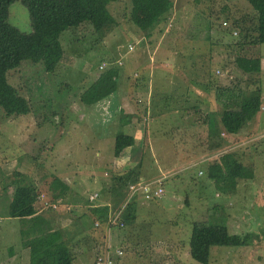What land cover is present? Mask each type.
<instances>
[{"label": "rangeland", "instance_id": "1", "mask_svg": "<svg viewBox=\"0 0 264 264\" xmlns=\"http://www.w3.org/2000/svg\"><path fill=\"white\" fill-rule=\"evenodd\" d=\"M172 1L175 10L167 21H171L174 30L182 35L190 32L195 36L192 40L177 42L178 45H187L191 57L201 56L207 68H217L215 75L220 89L227 86L247 91L260 87V110L240 134L223 132L222 135L209 137L202 118L209 108H213L210 111L211 121L219 122L221 107L214 100L215 89V92H210L211 102L200 96L197 101L184 102L183 109L190 108L192 121L189 124L180 115L173 114L169 118L165 113L155 116L151 111L148 114L153 119L150 117V122L145 124L143 118L147 102L144 99L142 103L140 95L133 93L136 87V90L139 87L143 90L146 86L140 83L149 67L151 54H156V60L163 57V50L160 47L156 49L153 41L164 33L160 35L156 32L151 38L152 43L148 40L146 45L141 32L128 18L130 0L109 2L107 7L114 21L99 33L92 31L88 23L61 33L63 50L53 72L46 71L42 63L25 60L7 74L8 82L28 100L31 110L16 116L7 115L0 107V264L29 262L25 252L28 248L23 246V240L35 234L29 230L34 218H11L7 213L11 196L8 186L10 182L18 181L22 174L29 179L39 177L37 181L41 189L37 212L48 217L54 229L63 231V239L74 255L72 264H95L98 250L103 249L101 236L104 234V222H100L99 226L93 224L94 216L90 212L94 208L86 198L90 193L97 192L98 199L94 205L103 207L110 202L107 190L110 177L123 168V165L120 166L122 162L113 161L112 140L116 133L122 131L118 123L126 115L130 116L127 121L131 122L133 130L141 124L140 150L145 153L141 169L150 177L160 168V176L164 172L166 177L163 180L164 194L160 198L143 203L141 195L134 196L135 220L122 229H112L116 237H112L110 244L122 250L115 264H202L189 254L191 223L198 220L212 222L213 218L221 216L226 217L230 232L250 233V244L213 246L207 264H264V43L243 49L248 56L262 58L258 74H247L236 68L232 64L236 53L232 54L230 48L239 37L238 33L233 34L234 31L243 30L248 35H254L256 14L245 0ZM204 11L215 13L208 18ZM201 13L206 15L197 18V14ZM226 13H233L240 21V29L233 30L231 37L222 31L223 21L227 26L231 22ZM209 19L213 21V26L210 25L206 31ZM194 20L193 28H185ZM8 22L21 32L31 31L28 10L20 1L9 6ZM131 42L135 43L134 49L127 52V44ZM229 50L231 55L227 53ZM208 54L211 58L205 57ZM215 55L220 56V60ZM119 57H122L123 64L119 66L115 63L120 71L117 89L127 90L124 97L131 105L123 106L119 113V110L109 108L114 101L105 104L107 98L92 105L83 104L81 93L102 71L110 69L111 63ZM103 63L106 66L100 69ZM225 65L227 68L223 70ZM159 69V77H163L164 68ZM171 84L178 85L177 81ZM166 120H169L167 127L162 129ZM172 125L175 128L169 127ZM173 142L177 148H173ZM217 142L221 143L220 148L212 150L211 145ZM100 149L103 154L98 156L96 152ZM128 151L129 148H126L123 154ZM192 151H201V154L195 157ZM225 151L235 153L238 160L252 169L254 176L238 181L234 191L228 186L231 190L224 187L225 193H221L205 172L201 175L198 172L205 169V162ZM131 156L135 157L134 167L139 165V153ZM147 163L148 169L145 168ZM27 171L28 174L23 173ZM49 174H56L67 183L69 190L66 198L70 201L57 199V202H49L46 199L43 176ZM3 186L7 193H2ZM108 210L107 217L111 214L109 212H113L109 206ZM85 214L86 217L83 216ZM10 248L22 254L19 260L17 258L18 262L13 260L15 254L10 256Z\"/></svg>", "mask_w": 264, "mask_h": 264}, {"label": "trees", "instance_id": "2", "mask_svg": "<svg viewBox=\"0 0 264 264\" xmlns=\"http://www.w3.org/2000/svg\"><path fill=\"white\" fill-rule=\"evenodd\" d=\"M15 1H20L28 10L31 25V31L28 33L21 32L8 22L9 6ZM111 1L113 0H0V107L7 115H24L31 110L28 100L20 94L16 87L8 82L7 74L9 70L17 68L22 61L28 60L32 63H42L46 71L53 72L59 64V53L63 50L60 41L61 33L68 28H77L85 23L90 25L92 31L99 33L108 24L114 21L107 7ZM245 2L252 8V11L254 10L257 23L255 25L254 35H248V32H244L243 30L236 31L239 35L238 40L230 45L231 53H236L233 57L232 64L247 74H258L261 70L262 58L259 56H248L243 53V49L245 47L264 43V0H245ZM172 8V0H130L128 18L144 36H149V40H151V38L156 35L154 34L156 31L153 32L154 27L159 23H162V26L167 23V17L171 14ZM208 11L204 12L207 13L208 18H211V14L215 12L210 11L208 13ZM225 15L226 18L231 20L230 25L228 24L227 26L226 21H223L224 28L220 26L222 27V31H225V33L231 37L233 30L240 29V21L233 13H226ZM209 21L210 23L205 29L206 31L210 29V25L213 26V21L210 19ZM169 26V30L164 34L165 38L158 43L157 40H154L153 43L155 45L158 44L163 52L169 50L174 54L176 44L172 42L179 40L182 34L176 29L174 30L172 24ZM163 29L164 28L158 27L157 32L161 35ZM188 34L190 37L189 39H194V35H191L190 32ZM131 43L127 44V52L133 51L128 50V45L135 46L134 42ZM161 43H167V46H170L164 48ZM183 49H185V51L188 50V48H178V55L188 56L189 62L193 65L197 73V78L193 80L188 69L184 72L185 76H176L174 73L171 77H168V75L159 77L161 72H159L160 66L158 65L162 61H165L168 56L164 59L163 57L165 54H163V59L156 60L157 56L155 54L156 61L153 68L154 70L150 74L151 84H145L146 86L144 89L150 88L151 91L152 89L156 91L163 86L164 89L163 93L159 92L156 97H154V94L150 96L149 105L145 107V114L149 118L151 117V119H153V117L149 115V111L154 112L155 116H160L162 112L161 107L163 106L160 107L159 105L162 102L169 110L178 111V116L180 115L182 118L186 117V121L189 124L190 121H192L189 115L190 108L183 109V104L184 102L193 101L194 99V96L191 95L192 92L189 90L190 86L197 87L203 91L210 90V92H215L216 89V99L214 98V100H217V103H219L218 105L221 107V116L218 123L213 120L211 123L208 122L209 124H207L208 111L205 113L204 118H202V125H208L207 128L204 127L207 130L206 135L209 134L208 136L214 137L216 134H220L221 131L231 135L240 134L243 127L250 124V121L260 110V87L247 91H238L234 87L230 88L227 86L220 89L217 86L215 75V70L217 68H207V64L203 63V60L200 59L201 56L198 55V58L191 57L192 53L186 51V54H184L182 52L184 51ZM233 50L235 52H232ZM227 53L231 55L230 50ZM205 57L208 58L210 56L208 54ZM216 57L217 60H220V56ZM118 59L121 60L123 64L122 57ZM112 66L110 69L102 71L81 93L80 101L83 104H95L115 93L120 71L116 64ZM223 68V70H226V65ZM153 75L155 78L152 82ZM198 75L202 77H199V80ZM158 78L162 79H159L158 82ZM141 81H145V75L144 78H141ZM173 81H177L178 85H172L171 83ZM204 81L205 83H203ZM219 82H221V80ZM140 99L139 101L144 103L145 97L140 95ZM169 100H171L172 103H168ZM194 100L197 101V98L195 97ZM162 114L163 113H161V115ZM129 117L125 116L121 118L119 122L126 123ZM193 125H195V122ZM218 125H220L222 129H219ZM113 140V156L115 158L123 156V152L126 148H132V154L139 153V159L137 161L139 165L119 173L114 172V174L111 175L107 189L110 202H107L105 206L97 207V205H94L98 197L94 202H89L86 198L87 202L94 208L90 212L91 216H94V219H92L93 224L97 219L98 221L100 220L99 222H104V234L101 236L102 246H105V237L107 234L108 206L112 208L113 211L109 212L111 213L110 216H114L116 213L120 212L118 217L124 222L122 228H124L126 224H131L136 218V212L134 199L129 198L128 186L133 183L145 182L141 180L143 179V174H147L146 171L141 169L145 153L143 150L141 151L140 148L135 147L133 135L120 131L114 135ZM220 144V142L215 143V145L212 144V150L216 151V149H219L221 146ZM172 146L173 148L178 147L174 145V142ZM193 154L195 157H198L201 151H194ZM133 159H135V157H133ZM159 162H161V160ZM168 165L171 166V164ZM148 166L149 163L146 164L145 168L148 169ZM204 166L205 169L199 171L198 174L201 175L205 172L207 178L214 183L216 190L221 193H225L224 187L234 191L238 181L252 179L254 176L252 169L238 160L235 153L231 151L220 153L210 161L205 162ZM165 177L166 174L164 177L162 174L159 178L161 179L162 186ZM31 178L35 179L34 177ZM32 179L22 174L18 181L13 183L10 182V186L8 187L11 189V196L7 208L8 216L11 218H34L32 219L33 223L29 227V230L35 234L23 240V246L29 250V264H72L74 255L69 245L63 239V231L54 229L51 220L45 215L37 212L36 205L39 203L38 193L41 186L37 181L39 177H36L35 180ZM43 179V184L46 185L44 194L49 202H57L60 199L70 201L66 198L69 186L59 177L49 174L48 176L44 175ZM228 186L232 188L230 189ZM2 192L7 193L5 186H3ZM122 212H126L125 215ZM57 214L60 215V213ZM83 216L86 217L87 214ZM113 228H116V226L112 227V229ZM21 234L24 235L23 231H21ZM114 236L111 230V239ZM250 240V233L239 234L230 232L225 216H221L219 219L213 218L212 222L201 220L193 221L191 223L189 236V254L195 261L207 264L209 263L210 252L213 246H248ZM115 259L113 264H115Z\"/></svg>", "mask_w": 264, "mask_h": 264}, {"label": "crops", "instance_id": "3", "mask_svg": "<svg viewBox=\"0 0 264 264\" xmlns=\"http://www.w3.org/2000/svg\"><path fill=\"white\" fill-rule=\"evenodd\" d=\"M173 10H175L174 9V7L172 8V12H173ZM200 15V16H199ZM201 15H204L205 16V14H197V18L199 17V19H200V17H201ZM170 19V16H168L167 17V20H169ZM183 19H187L186 17H184ZM198 19V20H199ZM203 21H204V19H203ZM206 21V20H205ZM208 22H210V21H208ZM194 23H195V20L194 21H192L191 23H190V25H187L188 27H185V28H189V27H194ZM168 24H170L171 25V21L170 22H168L167 21V23L164 25V26H162V23H159L157 26H155L154 27V30H153V32L154 31H156L157 32V30H158V27L159 28H164L163 29V31L161 32V34L162 33H164L165 34V30H167V27H168ZM208 26H209V23H208ZM169 30V29H168ZM184 29H182V31H183ZM193 32H195V31H193ZM140 33V32H139ZM140 34H142V37H143V39L144 40H146L145 41V43H146V45L148 44L147 43V41L149 40V36H144L143 35V33H140ZM155 34V33H154ZM164 34H162L160 37H159V39H155V40H157V43L159 42V40L161 41V39L164 37ZM189 34H186V36H184V35H181V38L179 39V40H177V41H174V42H172V43H175L174 45H175V47H176V50H175V52H174V54H173V52L172 51H165L163 54H165V56H168L166 59H165V61H162L158 66H160V67H162V68H164V69H162L163 70V76H167L168 75V77H171V76H173L174 75V73L176 74V76H178V75H181V76H185V74H184V72H186V70L188 69V72L189 73H191V76H192V79L194 80V79H196L197 78V73L195 72V70H194V68H193V65L189 62L190 60L188 59V56L187 55H183V56H180V55H178L179 54V50H178V48H182L181 46H179L178 45V43L177 42H183L185 39H189L190 37L188 36ZM189 40H192V39H189ZM168 42H169V40H168ZM162 44V43H161ZM149 45H151V44H149ZM178 45V46H177ZM162 46L164 47V48H168L169 46H167V43H164V44H162ZM159 46H158V44H157V46H156V49L158 48ZM183 48H187V45L186 46H183ZM184 51H182L184 54H186V51H185V49H183ZM149 53H150V51H149ZM155 52H153V54H154ZM149 56H150V54H149ZM152 57H154L153 58V62H151L152 61ZM156 58V56H155V54H154V56L151 54V56H150V63L149 64H147V66H149L148 68H147V71L146 72H144L145 74V81H142V85H147L148 83L149 84H151V82H150V74L152 73V71L154 70L153 68H154V65H155V61L156 60H154ZM163 59V58H162ZM171 61H172V64H171ZM174 61V62H173ZM190 68V69H189ZM149 72V73H148ZM200 77V76H199ZM153 80H152V82L154 81V75H153ZM200 78H202V77H200ZM157 81L159 82V78L157 79ZM156 81V82H157ZM162 81V80H161ZM136 89H137V87H136ZM135 89V91H134V93H133V95H142L143 97H145V99H146V106H148L149 105V97L151 96V95H153L154 94V97H156L158 94H159V92H161V93H163V88L161 87V89L160 90H154V89H152V91H151V89L150 88H145L144 89V87H143V90H142V88L141 87H139L138 88V90H136ZM125 90V91H124ZM189 90L192 92L191 93V95L192 96H194V99H195V97L197 98V99H199V96L201 97V98H205V99H207V101L208 102H210V100H211V97H210V90H207V91H203V90H200L199 88H197V87H190L189 88ZM132 92V91H131ZM127 93V90L126 89H117L116 91H115V93H113L112 95H110L107 99H105V104L107 103V102H111V101H114V104L113 105H110V109H112V110H119V113L121 112V108L123 107V106H128V104H129V106L131 105L128 101H127V99L124 97V95ZM133 95H131V96H133ZM104 104V105H105ZM108 104V103H107ZM104 105H102V106H104ZM160 107L161 106H163V107H161V109H162V112L161 113H165L166 115H167V117H169V118H172V115L173 114H175L174 116H178V111H172V112H169L168 110V108L165 106V104L164 103H160V105H159ZM101 108V107H100ZM210 111H213V108H209V110H208V120H207V124H209L208 122H210L211 123V118L210 117H212V113L210 114ZM118 112V111H117ZM107 113V112H106ZM169 113H171V116L169 115ZM162 114V115H163ZM166 115H164V116H166ZM127 116V115H126ZM164 116H162V117H164ZM104 118V117H103ZM102 118V119H103ZM106 118V117H105ZM104 118V120H106ZM127 120H129L128 118H127ZM126 120V123H121V122H119L118 123V125L120 126V129L123 131V132H125V133H127V134H132L133 135V137H134V142H135V147L136 148H141V143H140V136H141V133H142V130L139 128V126L141 125V124H139L138 125V127H136V129L135 130H133L132 128H130V125H132L131 124V122L130 121H127ZM169 120H171V119H169ZM169 120H166L165 121V125L164 126H162V129H164V128H166L167 127V124H168V122L167 121H169ZM183 120H186V117H184L183 118ZM187 122V121H186ZM177 124L178 123H176L175 124V126H177ZM175 126L174 125H172V126H169V127H172V128H175ZM207 126L208 125H206V128H207ZM146 127V126H145ZM164 127V128H163ZM218 128L219 129H222V127L220 126V125H218ZM164 132V131H163ZM223 134V131H221V133H220V135H222ZM209 135V134H208ZM218 135V134H217ZM216 136V135H215ZM214 136V137H215ZM210 137V136H209ZM114 140H112V142H113ZM100 146V145H99ZM98 146V147H99ZM128 149V148H127ZM103 150V149H102ZM113 151V150H112ZM194 152V151H193ZM192 152V153H193ZM101 153H102V151H101V149L99 150V151H97L96 152V154L99 156V155H101ZM103 154V153H102ZM131 154H132V148H129V151L127 152V154H124L123 156H120V157H118V158H115V157H113L114 158V162L116 161V162H118V163H120V162H122V164H120V166L121 165H123V168H125V169H119V171H124V170H127V169H131V168H133L134 167V165H133V163H136V161H135V159H133V156H131ZM126 156V158H123L122 159V157H125ZM118 163H117V166H119L118 165ZM164 166V165H163ZM166 166H168V165H165L164 167H166ZM127 168V169H126ZM167 168V167H166ZM113 170H115V171H118V170H116V169H113ZM168 170V169H167ZM118 171V172H119ZM158 171L159 172H161L162 171V169H158ZM159 172H156V173H152L151 175H154V176H147L145 173L143 174V180H141V181H154V180H157V179H159L161 176H160V173ZM23 173H27L28 174V171L27 172H23ZM161 174H163V177L165 176V174H164V172H162ZM54 175H56V174H54ZM145 175H146V178H145ZM57 176V175H56ZM58 177V176H57ZM63 182L64 183H66L64 180H63ZM67 184V183H66ZM2 193H6V192H2ZM143 200V199H142ZM144 202H146L145 200H143V203ZM111 240V239H110ZM18 249H22V248H18ZM9 250V254H10V256H13L14 254H15V257H13V260L15 261H17V258H18V260H19V257H21L22 256V254L21 253H18V252H15V251H13L12 250V248H10V249H8ZM26 252V255H27V258L29 259L30 258V256H29V251L27 250V251H25ZM18 262V261H17ZM28 264H29V262H28Z\"/></svg>", "mask_w": 264, "mask_h": 264}, {"label": "built area", "instance_id": "4", "mask_svg": "<svg viewBox=\"0 0 264 264\" xmlns=\"http://www.w3.org/2000/svg\"><path fill=\"white\" fill-rule=\"evenodd\" d=\"M233 34H237L236 31L233 32ZM134 47L133 45H128V50H133ZM117 65H122L121 60H116L111 63ZM106 66L105 63L100 65V69H103V67ZM150 122V118L146 115L143 118V122L145 124ZM129 189V198H133L136 195H141L142 199L144 200H152L156 198H160L163 193L164 189L161 183L160 179L154 180V181H146V182H138V183H133L128 186ZM43 197V196H42ZM41 197V199H42ZM98 197L97 192L90 193L88 195V201L89 202H94ZM40 198V196L38 197ZM55 207V205H53ZM119 213H116L114 216H108V223H107V234L105 237V246H103V249L98 250V256L95 257L94 263L95 264H113V261L115 258L119 257L122 254V250L117 247H112L110 244V239H111V230L112 227L116 228H122L124 226V222L118 217ZM100 222L96 221L94 223L95 226H99Z\"/></svg>", "mask_w": 264, "mask_h": 264}]
</instances>
